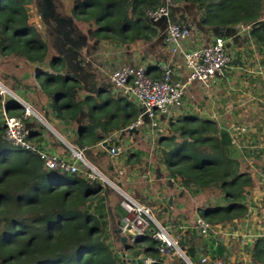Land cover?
I'll return each mask as SVG.
<instances>
[{
	"label": "trees",
	"instance_id": "1",
	"mask_svg": "<svg viewBox=\"0 0 264 264\" xmlns=\"http://www.w3.org/2000/svg\"><path fill=\"white\" fill-rule=\"evenodd\" d=\"M68 1L74 2L72 15L93 29L96 40L117 44L149 41L154 31L147 12L165 5L164 0ZM170 2L196 5L200 25L209 30L223 33L238 25L249 27L250 37L264 48V0ZM32 3L0 0V54L44 65L49 48L43 33L30 22ZM63 65L61 58L52 59L53 73H40L39 87L50 102L47 113L78 128L76 143L81 148L103 143L137 119L138 113L128 109L131 104L122 100L88 98L86 108L78 100V82L63 75ZM1 110L0 96V264H145L140 256L153 260L152 264H189L177 254L162 255L151 232L134 243L119 238L118 244L131 258L119 255L109 239L120 237L114 226L120 228L127 214L122 196L83 174L47 170L39 156L13 146L6 139ZM81 110L87 111L83 118ZM5 112L21 118L25 108L9 100ZM233 146L230 135L215 121L193 115L169 122L168 134L158 139L159 163L167 176L190 198H205L197 213L213 226L232 224L249 214L253 176L231 156ZM114 195L120 198L115 207ZM109 229L118 234L111 237ZM194 234L188 230V240L179 239V246L191 264H201L205 250L202 239L193 238ZM261 243L264 240L258 242L256 260L264 257Z\"/></svg>",
	"mask_w": 264,
	"mask_h": 264
},
{
	"label": "crops",
	"instance_id": "2",
	"mask_svg": "<svg viewBox=\"0 0 264 264\" xmlns=\"http://www.w3.org/2000/svg\"><path fill=\"white\" fill-rule=\"evenodd\" d=\"M58 1L62 4L63 2L66 3L65 9H70V13L66 10L61 15L74 17L72 15L74 2L68 0ZM50 3L52 4L47 6L46 9L51 13L53 7L56 6V2L51 0ZM35 7V1L28 7L32 24L35 23V16L32 18V14L36 12ZM167 7L170 12L168 19L164 18L157 23L148 20L149 24H151L150 29L154 31L150 35L149 41L139 40L131 44H117L105 40L98 41L94 37L93 29L88 24L75 19L79 23L78 26L87 27L91 30V39L83 43L79 48L65 45L64 48L66 50L75 51L73 55H56L52 52L53 48H51L49 43L48 57L44 65L29 63L18 58L3 57L0 54V64L2 63L6 68V70H0V72L6 71L7 74L10 73L8 74L10 76H12V73L14 74V87L10 85L7 87L14 90L24 101L31 104L39 116V118H30L26 122V127L31 132V141L44 145L49 151L62 158H67L71 147L81 148L76 143L78 128L73 125L66 126L61 120L47 113L46 109L50 108V102L40 91V83L38 81L40 73H53L50 67L52 59L61 58L64 64L63 75L78 82V100L84 102L86 108L89 104L87 102L88 98H91V100H122V103L131 104V108L128 109L136 111L138 119L140 110L135 100L131 96L122 94L112 83L111 74L116 68L125 65H144L148 68L149 75L155 79L161 78L163 70L168 68L172 71L173 79L185 81L188 77V70L184 65L183 57L175 54L165 42L168 24L172 22L190 27L192 36L183 42L182 45L183 49L188 51L212 45L216 36H226L224 38L227 41V49L233 60L230 69L226 70L227 72H225L224 76H220L208 88L197 83L188 86L184 106L180 109L172 110L168 116L160 119L163 132H154L149 129L129 132L127 128L134 124L137 121L136 119L127 128L116 130L103 143L86 148L85 158L103 174L105 173L111 181L115 182L123 190H127L128 194L136 193L134 192L133 182L142 178V182L146 185L145 195L154 193L155 197L152 199L162 205H164L162 197L165 194L169 195L172 190H176L177 193L172 195L173 197L170 196L167 202L170 208H175V215L174 211L169 209L164 211L161 207L159 209V211H162L161 216L167 215L169 217L173 214L172 222L168 221L164 224L162 218H160L161 222H159L174 231L170 224L172 223L178 240L183 237L188 240L187 231L193 230L196 233L193 238L202 239L205 252L200 255L201 258L208 256L211 261H219L222 264H264V257L258 260L254 258V252L257 249L259 240H264V111L256 113L258 119H252V116H250L253 111L249 115H241L242 109L233 112L225 111V107L232 100L237 99L245 92H252L255 97L263 95L261 92L264 91V76L261 77L254 72L260 67L264 69V48L258 46L250 37V28L248 27L238 25L223 33L202 27L200 25L202 16L196 5L172 4L170 2ZM54 15L58 19L59 14L56 13ZM53 25H56V22ZM11 59H14V68L12 67ZM250 70H253V72L250 73ZM258 106L263 107L262 103H258ZM85 113L87 111L81 110L80 118H83ZM186 115L199 116L203 119L215 121L220 129L225 131L228 125L231 126L233 124V121L239 120V116L244 120L247 119L246 124L249 125L247 135L250 134V136L244 135L240 141L241 144L248 147L237 148L238 145H236V147L233 146L231 149V156L240 160L245 166L250 167L249 164L246 165L250 158L251 161L249 163H255V167L253 166L255 171H253L252 175L254 187L251 189L248 203L249 214L242 219L234 221L232 224L216 226L211 224L213 230L207 236H202L195 224L201 216H199L197 211H193L192 206L188 209L190 200L192 202L193 200H198L200 203L197 207L198 210L199 207L203 206L205 199L189 198L186 190L182 189L177 182L169 179L165 167L159 163L157 154L158 139L168 134L169 122L177 121ZM261 117L263 118L260 119ZM120 125L122 126V124ZM105 142L108 143V146L105 145ZM257 143L262 145L261 149L258 148L260 150H249L250 146H254ZM121 146L126 150L129 149V152L124 154ZM112 147L120 149V153L117 156L112 157L110 155L109 148L111 149ZM122 154L123 156H121ZM253 158H256L257 162H254ZM132 166L135 168L131 171ZM79 167L82 171L80 174L85 173L83 163H80ZM143 170L145 172L142 177L139 172ZM67 173L73 175V173ZM133 178L135 179L133 180ZM151 189H154V191L151 192ZM171 197L173 201L177 198L180 199H177L178 202L175 206L170 204ZM184 197L185 202L183 200ZM150 199L147 200V203L151 201ZM141 200L144 201L145 199L141 198ZM192 212L193 219L188 220L189 213L191 214ZM176 213L180 214L179 219L181 221L179 223L175 222ZM260 245L263 246L264 243ZM123 256L127 258L126 254ZM142 257L140 256L139 258ZM128 258L131 257L128 256Z\"/></svg>",
	"mask_w": 264,
	"mask_h": 264
},
{
	"label": "built area",
	"instance_id": "3",
	"mask_svg": "<svg viewBox=\"0 0 264 264\" xmlns=\"http://www.w3.org/2000/svg\"><path fill=\"white\" fill-rule=\"evenodd\" d=\"M166 4L156 10H149L147 18L157 23L164 18H169L170 12L167 4L170 0H164ZM249 28V27H248ZM192 36L190 27L170 22L167 27L165 42L175 53L183 57L184 65L188 70V77L185 81L173 79L172 71L168 68L163 70L159 79L151 77L148 68L144 65L121 66L111 74L114 87L126 96H131L137 103L140 115L137 121L132 124L128 131H141L149 129L163 132L161 118L168 116L172 110L184 106V99L188 86L193 83L203 87H210L220 76H224L226 68L232 64V56L228 52L227 41L223 37L216 36L212 45L201 47L191 51L184 50L183 42ZM0 96L2 97V116L5 121L6 139L13 146L21 148L29 153L39 156L47 170H61L73 174L82 173L79 164L85 167L84 176L90 181H99L116 190L122 196L121 206L126 211V216L120 223L122 235L131 243L136 242L148 232L160 245L158 247L162 255L176 253L184 258L189 264L187 256L179 246L178 238L174 237L171 228L161 225L154 217L149 206L136 201L130 194L124 192L107 175L102 173L85 158L86 148H70L69 157L62 158L49 151L44 145L31 141V132L26 127L30 118H39L31 104L24 101L14 90L8 88L0 80ZM9 100H15L25 108L21 118L8 117L5 112V104ZM2 118V117H1ZM248 130L241 132L237 130L236 137L247 135ZM236 145V139L233 138ZM112 157L120 153V149H110ZM197 228L202 236H207L213 230V226L204 218L199 217L196 221ZM145 264H152L154 261L141 258ZM201 264H222L219 261H211L208 256L201 258Z\"/></svg>",
	"mask_w": 264,
	"mask_h": 264
},
{
	"label": "rangeland",
	"instance_id": "4",
	"mask_svg": "<svg viewBox=\"0 0 264 264\" xmlns=\"http://www.w3.org/2000/svg\"><path fill=\"white\" fill-rule=\"evenodd\" d=\"M34 1L36 3V7H35L36 12H34V14H32V18L35 16L34 17L35 18L34 25L41 33H43L45 40L48 41L47 44L49 43L51 48H53L52 52L54 54L59 55V56H61V55H64V56L73 55L75 53V51L66 50L64 48L65 45H72L76 48H79L82 46L83 43L88 42L91 39V30L89 28L83 27V26H81V27L78 26L79 23L77 21H75L76 18H74L72 16L61 15V14H64L66 12V10L68 11V13H70L69 8L65 9V7L67 6L66 3L63 2V4H62L58 0H55L56 6L53 7V9L50 13L47 11L46 8H47V6H50L52 4V3H50L51 0H33V3H34ZM56 13H58L60 15V17L58 15V19H56L57 17H55V15H54ZM54 22H56V25H53ZM3 60H5V59H3ZM11 62H12V67L14 68V59H11ZM230 65L226 68L227 71L230 69ZM0 70H6V68L2 65V63L0 64ZM227 71H225V72H227ZM251 72H253V70H250V73ZM254 73H258L261 77H263L264 76V69L260 67ZM8 74H10V73H8ZM8 74L6 71H4L2 73L0 72V80L3 81L8 86L10 85V86L14 87V74L12 73V76H10ZM249 89H251V88H249ZM261 94H263V95H258V97H255V95L252 92H245L243 95L239 96L237 99L232 100V102L225 107V111L226 112H228V111L233 112V111H237V110L242 109L243 112L241 113V115L242 114L249 115V113L253 111L250 116H252V119H258V116L256 115V113L257 112L262 113V110L264 111V97H263L264 91H262ZM54 103H55V101H54ZM258 103L259 104L262 103L263 107L261 108V106H258ZM262 118L263 117H261L260 119H262ZM232 123L233 124H231V126L228 125L226 128V132L232 138V144H233V138H235L236 139V145H238L237 148H239V147L245 148L246 145L240 143L241 137H240V139H238V137H236L235 133L237 132V130H240L241 132H245L246 130H248V132H249V128H248L249 125L246 124L247 119L244 120L242 117L239 116V120L233 121ZM247 136H250V134ZM233 145H235V144H233ZM118 147H120V145H118ZM247 147L248 146H246V148ZM250 147L251 148H249V150H260L262 145L261 144L258 145V143H257L254 146H250ZM258 148H260V149H258ZM14 149L17 150V148H15V147H14ZM122 149H123L124 154L129 152V149L126 150L124 147H122ZM85 156H86V154H85ZM121 156H123V154ZM250 161H251V158L247 161V164H246V165L249 164L250 167L245 166V164L242 162L241 163L244 166L243 170H247L251 173V175H253V171H255V168H253V166L255 163L250 164L249 163ZM253 161L257 162L256 158H253ZM134 168L135 167L132 166L131 171L134 170ZM251 169H252V171H251ZM144 172H145V170H143L142 172H139L140 175H142V177L144 175ZM134 179L135 178H133V180ZM142 181H143V178L140 179L139 181L133 182L134 192H136V193L134 194L131 192L132 194H130V195L136 201H138L144 205L149 206L152 210L154 217L158 221L161 222L160 218H162V220H164L163 221L164 224H166V222H168V221L172 222L173 214L169 217L167 215L161 216L162 211H159V209H160V207L163 208V211L169 209L171 211H174V215H175V211H176L175 208L174 209L170 208L169 205L167 204V202H168L169 197L174 195L175 193H177V191L172 190V192L169 195L165 194L164 197H162L163 198V204H164V205H162V204L158 203V201H156L155 199H152L155 197L154 193H147L148 195H145L144 191L146 190V185ZM125 191L127 193V190H124V192ZM153 191H154V189H151V192H153ZM109 192H110L109 195H113V192L111 190ZM116 195L111 197V204L114 207L117 205V204H115V202L116 201L119 202V200H120L119 196L117 197ZM172 197L170 198V204H173L175 206L177 204L178 200H180V199L177 198L178 200L176 199L173 201ZM141 198L145 199V200L142 201ZM148 199L151 200L149 203H147ZM203 199H205V198L203 197ZM183 200L185 202V197L183 198ZM199 205H200V203L198 202V200H193V202L190 200L188 209L190 208V206H192L193 211L195 210V212H196L197 207ZM179 217H180V214L176 213V216H175V222L176 223H179V221H181V219H179ZM192 219H193V212L191 214L189 213V216H188V220H192ZM170 224L174 230L173 235H174V237H176L175 227L172 223H170ZM116 229H117V232L119 233L120 237H117L115 241L113 240V238H111L109 240L111 241V244L114 246V249L118 252V254L122 256V254L124 255L125 252L122 249V246H120L118 244V241H120L119 238H121V236H123V235H122V233H120L118 231L119 230L118 224L116 226H114V230H116ZM118 233L109 229V234L111 235V237H112V234L114 235V234H118ZM182 251L186 255V252L184 250H182ZM172 254H170V255H172ZM174 254H176V253H174Z\"/></svg>",
	"mask_w": 264,
	"mask_h": 264
},
{
	"label": "water",
	"instance_id": "5",
	"mask_svg": "<svg viewBox=\"0 0 264 264\" xmlns=\"http://www.w3.org/2000/svg\"><path fill=\"white\" fill-rule=\"evenodd\" d=\"M221 36V35H220ZM219 36V37H220ZM1 118V117H0ZM129 132H137V130L136 131H129ZM107 142H105V145H107L108 146V143L106 144ZM106 146V147H107ZM119 232L121 233V229L119 228ZM121 241L123 242V243H126L128 240H127V238H125L124 236H121ZM124 261H125V259H123Z\"/></svg>",
	"mask_w": 264,
	"mask_h": 264
},
{
	"label": "clouds",
	"instance_id": "6",
	"mask_svg": "<svg viewBox=\"0 0 264 264\" xmlns=\"http://www.w3.org/2000/svg\"><path fill=\"white\" fill-rule=\"evenodd\" d=\"M109 150H110V148H109ZM110 153V152H109Z\"/></svg>",
	"mask_w": 264,
	"mask_h": 264
}]
</instances>
